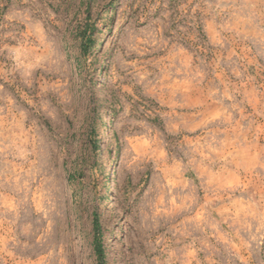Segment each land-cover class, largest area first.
<instances>
[{
	"label": "rangeland",
	"instance_id": "rangeland-1",
	"mask_svg": "<svg viewBox=\"0 0 264 264\" xmlns=\"http://www.w3.org/2000/svg\"><path fill=\"white\" fill-rule=\"evenodd\" d=\"M0 264H264V0H0Z\"/></svg>",
	"mask_w": 264,
	"mask_h": 264
},
{
	"label": "trees",
	"instance_id": "trees-1",
	"mask_svg": "<svg viewBox=\"0 0 264 264\" xmlns=\"http://www.w3.org/2000/svg\"><path fill=\"white\" fill-rule=\"evenodd\" d=\"M94 229L96 231H100V222H99V219L97 217H95V220H94ZM95 250H96V253L98 254V256L100 258L103 257V244L102 242L98 243L96 246H95ZM103 260V258H102Z\"/></svg>",
	"mask_w": 264,
	"mask_h": 264
},
{
	"label": "bare ground",
	"instance_id": "bare-ground-1",
	"mask_svg": "<svg viewBox=\"0 0 264 264\" xmlns=\"http://www.w3.org/2000/svg\"><path fill=\"white\" fill-rule=\"evenodd\" d=\"M98 82L101 83V78H100V76H98ZM104 138H105V134H104L103 139H104ZM111 240H112V236H111V233H110L109 236H108V238H107V240H106L105 242L110 243Z\"/></svg>",
	"mask_w": 264,
	"mask_h": 264
}]
</instances>
